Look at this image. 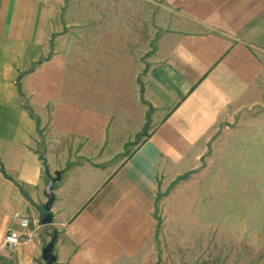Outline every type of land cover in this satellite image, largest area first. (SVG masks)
<instances>
[{"label":"crops","instance_id":"crops-1","mask_svg":"<svg viewBox=\"0 0 264 264\" xmlns=\"http://www.w3.org/2000/svg\"><path fill=\"white\" fill-rule=\"evenodd\" d=\"M78 1L0 0V264L53 232L52 264H164L158 200L221 125L264 177V0Z\"/></svg>","mask_w":264,"mask_h":264},{"label":"rangeland","instance_id":"rangeland-1","mask_svg":"<svg viewBox=\"0 0 264 264\" xmlns=\"http://www.w3.org/2000/svg\"><path fill=\"white\" fill-rule=\"evenodd\" d=\"M72 10L81 12L78 0ZM140 44L133 50L137 63L149 41ZM242 138L221 125L202 165L159 198L164 264H264V182H257L264 177L256 176L254 145L242 150ZM259 163L264 171V157Z\"/></svg>","mask_w":264,"mask_h":264},{"label":"water","instance_id":"water-1","mask_svg":"<svg viewBox=\"0 0 264 264\" xmlns=\"http://www.w3.org/2000/svg\"><path fill=\"white\" fill-rule=\"evenodd\" d=\"M60 171H55L54 175H49L47 178L46 186L44 187V195L47 200L43 205V212L40 214L41 224H48L52 221V213L50 211L52 202L54 200L53 186L56 181L60 178ZM55 240V232L52 233L51 239L43 247L42 258L44 260L43 264H52L55 261V256L52 252Z\"/></svg>","mask_w":264,"mask_h":264},{"label":"built area","instance_id":"built-area-1","mask_svg":"<svg viewBox=\"0 0 264 264\" xmlns=\"http://www.w3.org/2000/svg\"><path fill=\"white\" fill-rule=\"evenodd\" d=\"M14 216L20 221L21 226L24 229L26 234V230L29 226V219L26 216L20 215L19 213H15ZM21 240V233L15 230L9 231L4 237V244L7 247H14L18 245Z\"/></svg>","mask_w":264,"mask_h":264},{"label":"trees","instance_id":"trees-1","mask_svg":"<svg viewBox=\"0 0 264 264\" xmlns=\"http://www.w3.org/2000/svg\"><path fill=\"white\" fill-rule=\"evenodd\" d=\"M187 177V175H185L183 178H186Z\"/></svg>","mask_w":264,"mask_h":264}]
</instances>
